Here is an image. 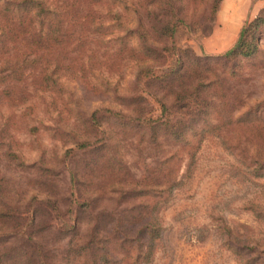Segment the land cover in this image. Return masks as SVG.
I'll list each match as a JSON object with an SVG mask.
<instances>
[{
	"label": "rangeland",
	"instance_id": "1",
	"mask_svg": "<svg viewBox=\"0 0 264 264\" xmlns=\"http://www.w3.org/2000/svg\"><path fill=\"white\" fill-rule=\"evenodd\" d=\"M19 1L0 0V264H87L68 250L88 240L106 247L101 264H264V27L254 54L229 59L230 1L209 16L210 0H174L166 62L136 63L144 0L75 6L62 42L39 44ZM166 117L179 133L157 126Z\"/></svg>",
	"mask_w": 264,
	"mask_h": 264
},
{
	"label": "trees",
	"instance_id": "2",
	"mask_svg": "<svg viewBox=\"0 0 264 264\" xmlns=\"http://www.w3.org/2000/svg\"><path fill=\"white\" fill-rule=\"evenodd\" d=\"M87 1L90 0H61L60 4H54L49 0H20L19 3L25 4V10H27V14L30 13V17L25 19L27 23L37 22L38 29L35 32L34 35V43L39 44L41 40H47L48 42H62L64 35L67 31L65 26H63V22L65 20V16L68 15V13L71 12V10L75 6L84 5L87 3ZM147 5H154L157 8V14H153L150 12V10L145 6V3L143 5L142 14H140V19H146L148 28L145 29H137L135 32L133 30H130V34L134 35L138 39V43L135 47H133L130 52L134 56L136 63L139 62H155L163 64L162 62H166V55H164V51L171 48L169 47L168 42L170 39L174 36V33L176 32L178 28L179 21L182 20L180 17L181 15V6L177 5L175 6L173 3H175L174 0H144ZM220 0H210L208 3V12L209 16H212L218 7V3ZM173 2V3H172ZM7 7H4V10ZM184 16H186V13H184ZM97 17V19L101 16V13L99 11L91 10V9H85L84 12H82L81 18L84 21H91V18ZM121 16L119 14H115L113 17V20L117 22L118 26H123V24L119 21V18ZM160 17L162 20L158 23L156 22V19ZM187 18H189L187 16ZM153 20V22H152ZM139 21V20H138ZM264 27V8H262L253 18L246 21L245 24L242 26V28L239 31L238 37L236 39V42L234 43L233 47L226 53L225 57H228L229 59H236L238 56L240 57H247L252 54H254L258 47H257V38L256 33L259 29ZM140 28V27H139ZM152 31L153 37L159 44H161L160 47L154 46V43H148L146 31ZM123 40V38L121 37ZM125 44V43H123ZM148 51H151L149 53ZM186 56V55H185ZM176 60L179 61V55L177 54ZM236 67L237 64H234ZM60 68V64L57 65L56 71ZM190 65L188 67H185L183 69V72L179 70H174L172 67L168 69H164L162 71V74L160 75H152L150 78L155 79H162L164 76H168L171 73L177 74V76L182 77V79L186 76V73L189 71ZM154 71L153 65L147 63L144 66H140L137 69V82H140L144 76H148L150 72ZM54 71H51L47 73L43 77V81L48 83H56V78L53 77ZM240 71H234L233 70V76L240 75ZM5 93V92H4ZM178 94V93H177ZM157 102L161 106V111L163 113H167L169 108L165 102L162 99L156 98ZM263 101H260L259 103H262ZM117 113V112H115ZM118 114V113H117ZM168 116V115H167ZM249 116V114H248ZM94 117V113L92 114V117ZM147 119L144 117V115H140L137 113V115H134L133 119L140 120V119ZM260 124L259 128L257 129V133L259 136L264 138V120L259 118ZM175 121L169 120V117H166L164 121L159 122V125H170L171 128L169 131L171 134H177L180 131L179 126L176 127ZM156 125H151V128H158ZM168 130V129H167ZM143 228H146L145 233L148 234V241H152L151 236V230L152 226L149 225V222L145 223ZM151 227V228H150ZM128 238H125L123 242H133V239H137L138 236L135 234L133 235H126ZM106 238V237H105ZM97 241V240H96ZM94 243V246H92V240L88 242L86 241L83 244L78 245L77 247H71L68 250V256H73L74 259H80L85 258L87 260V264H101L104 261L107 260L109 257L105 251H102L103 248H106L104 245L100 244L99 242ZM98 250L100 252H98ZM102 252V253H101Z\"/></svg>",
	"mask_w": 264,
	"mask_h": 264
},
{
	"label": "crops",
	"instance_id": "3",
	"mask_svg": "<svg viewBox=\"0 0 264 264\" xmlns=\"http://www.w3.org/2000/svg\"><path fill=\"white\" fill-rule=\"evenodd\" d=\"M233 14L231 20L235 28L234 39L246 21L253 18L262 8L264 0H229ZM229 3V4H230ZM233 41V40H232Z\"/></svg>",
	"mask_w": 264,
	"mask_h": 264
}]
</instances>
